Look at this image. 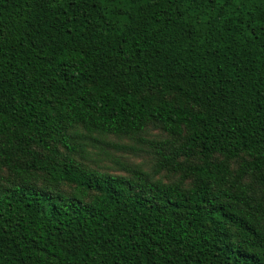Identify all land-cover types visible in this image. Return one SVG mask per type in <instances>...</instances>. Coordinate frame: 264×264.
Wrapping results in <instances>:
<instances>
[{
  "label": "trees",
  "instance_id": "obj_1",
  "mask_svg": "<svg viewBox=\"0 0 264 264\" xmlns=\"http://www.w3.org/2000/svg\"><path fill=\"white\" fill-rule=\"evenodd\" d=\"M0 264H264V0H0Z\"/></svg>",
  "mask_w": 264,
  "mask_h": 264
},
{
  "label": "rangeland",
  "instance_id": "obj_2",
  "mask_svg": "<svg viewBox=\"0 0 264 264\" xmlns=\"http://www.w3.org/2000/svg\"><path fill=\"white\" fill-rule=\"evenodd\" d=\"M157 133L158 131H152V135ZM110 141L115 144H132L128 139H119L115 137H111ZM88 150L90 152V157L87 163L90 164L92 168H97L102 172L125 175L127 172L122 168L121 163L130 166L142 164L143 168L151 169L152 155L147 153L123 150L112 144L109 145L105 143H89ZM157 177L162 178L166 182L168 181L164 173L157 175Z\"/></svg>",
  "mask_w": 264,
  "mask_h": 264
}]
</instances>
